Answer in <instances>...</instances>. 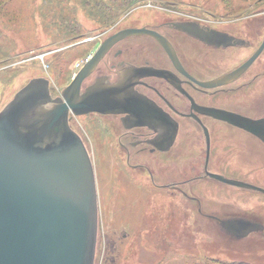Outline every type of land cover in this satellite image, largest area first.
Instances as JSON below:
<instances>
[{
    "label": "rangeland",
    "instance_id": "rangeland-1",
    "mask_svg": "<svg viewBox=\"0 0 264 264\" xmlns=\"http://www.w3.org/2000/svg\"><path fill=\"white\" fill-rule=\"evenodd\" d=\"M157 8H189L206 21L237 24L250 22L245 18L252 12L260 25L255 29L264 28V0H0V111L36 78L48 80L52 97H59L106 36L153 22ZM263 81L254 85L255 98L264 97ZM242 97L246 94L237 99ZM234 99L229 95V105ZM106 124L91 115L70 123L85 144L95 178L93 264H264L263 193L204 177L181 187L186 196L156 189L146 172L125 165L116 133ZM208 126L213 170L264 189V153L248 151L247 139L228 127ZM178 139L181 148L168 155L130 162L150 166L158 185L203 176L201 131L188 127ZM210 216L263 229L237 239Z\"/></svg>",
    "mask_w": 264,
    "mask_h": 264
},
{
    "label": "water",
    "instance_id": "water-1",
    "mask_svg": "<svg viewBox=\"0 0 264 264\" xmlns=\"http://www.w3.org/2000/svg\"><path fill=\"white\" fill-rule=\"evenodd\" d=\"M136 35L152 36L170 54L167 41L153 31H118L99 44L59 97H52L48 80L36 78L0 111V264H93L95 178L85 145L69 125V114L119 113L115 87L81 92V84L115 43ZM263 46L264 38L241 69L202 85L216 86L231 80L251 64ZM203 113L239 125L264 142V119L236 121L230 114L213 109ZM209 176L264 194V189L242 181ZM218 222L237 239L263 229L250 221Z\"/></svg>",
    "mask_w": 264,
    "mask_h": 264
},
{
    "label": "flooded vegetation",
    "instance_id": "flooded-vegetation-1",
    "mask_svg": "<svg viewBox=\"0 0 264 264\" xmlns=\"http://www.w3.org/2000/svg\"><path fill=\"white\" fill-rule=\"evenodd\" d=\"M154 14L153 22L127 25L118 31L141 28L153 31L167 41L170 54L150 35L130 36L115 43L82 82L80 91L115 87L119 113H70L69 125L77 117L101 118L111 133H116L117 145L129 169L146 172L156 189L178 190L186 196L181 187L190 181L202 177L213 179L210 174H222L211 166L212 141L208 125L216 123L228 127L247 139L244 147L248 151L257 156L264 153V142L254 134L203 113L213 109L230 114L236 121L239 118L264 119V97L259 99L251 94L254 85L264 80V46L251 64L231 80L216 86L202 85L241 69L261 46L264 28L255 29L260 25L253 22L252 12L245 18L250 22L241 24L206 21L191 15L189 8H157ZM243 94H246L245 99H237ZM229 95L236 97L233 105H229ZM188 127H197L203 136V176L156 184L152 168L139 159L168 155L180 149L179 133ZM131 158L139 159L131 163ZM210 218L219 220L214 216Z\"/></svg>",
    "mask_w": 264,
    "mask_h": 264
}]
</instances>
